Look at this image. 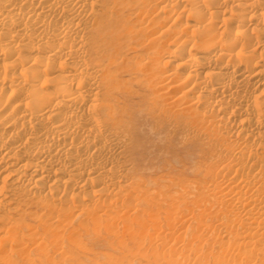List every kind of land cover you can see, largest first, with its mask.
<instances>
[{"label":"bare ground","instance_id":"obj_1","mask_svg":"<svg viewBox=\"0 0 264 264\" xmlns=\"http://www.w3.org/2000/svg\"><path fill=\"white\" fill-rule=\"evenodd\" d=\"M105 237L264 264V0H0V261Z\"/></svg>","mask_w":264,"mask_h":264},{"label":"rangeland","instance_id":"obj_2","mask_svg":"<svg viewBox=\"0 0 264 264\" xmlns=\"http://www.w3.org/2000/svg\"><path fill=\"white\" fill-rule=\"evenodd\" d=\"M167 2V1H164ZM164 4V3H163ZM156 9L152 8L149 12L153 13ZM154 14V13H153ZM151 15V14H150ZM174 142L178 148V156L183 159L182 175H185L190 180L192 179L193 174V163L190 158H186L189 154V149H186L184 142H181L180 136L178 135ZM181 144V145H180ZM177 151V150H176ZM184 151V152H183ZM187 154V155H186ZM184 155V156H183ZM186 158V159H185ZM186 160V161H185ZM190 160V161H188ZM185 164V165H184ZM179 230V227H178ZM110 237H105V240L101 241H90L86 238L83 239V244L85 245V249H81L77 246H66V250L68 255L70 256L68 260L65 261L66 264H129V256H125V252L120 248L119 244L115 240L108 239ZM109 240V241H108ZM108 241V242H106ZM116 249V250H115ZM50 257L49 259L54 262V264H65L64 261L59 258L58 255L55 254L57 248L50 246L48 248ZM123 255V256H122ZM38 257V252L34 251V254L30 255V258L36 259ZM18 262L17 264H28V262H23L21 258H15ZM62 260V261H61ZM109 262V263H108ZM146 264L145 260H139L138 262L130 264ZM0 264H5L0 261Z\"/></svg>","mask_w":264,"mask_h":264}]
</instances>
